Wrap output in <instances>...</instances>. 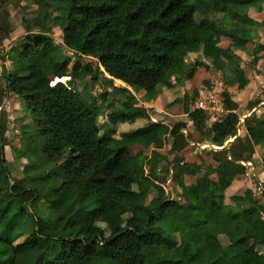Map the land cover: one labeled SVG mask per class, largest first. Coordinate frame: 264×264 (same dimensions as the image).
Instances as JSON below:
<instances>
[{
    "label": "trees",
    "instance_id": "trees-1",
    "mask_svg": "<svg viewBox=\"0 0 264 264\" xmlns=\"http://www.w3.org/2000/svg\"><path fill=\"white\" fill-rule=\"evenodd\" d=\"M256 1L264 0L2 1L0 13L12 8L14 14L7 29L0 27V44L20 24L25 33L7 51L12 67L0 80V106L7 95L26 102L32 119L22 134H28L29 143L41 140L43 161L54 168L40 174L50 181L49 187L13 174L1 109L0 264H264V188L256 192L260 182L255 176L250 181L254 188H231L249 168L236 162L238 138L227 142V148L212 149L216 189L211 186V170L199 176L196 163L186 161L182 153L191 141L223 146L237 129L253 145L264 144V116L253 123L252 113L238 125L239 105L223 92L228 113L209 126L206 138L200 132L197 139L193 136L200 124H206V113L190 110L171 126L146 121L107 142L99 135L96 111L68 84V60L55 59L63 46L96 60L95 66L87 62L81 68L93 79L118 80L131 89L143 88L149 96L160 84L172 88L189 79L190 54L223 57L236 70L235 50L246 49L251 29L264 28V20L248 14ZM41 10L50 15L46 32L35 29ZM214 28L228 37V47L214 41ZM55 31L60 32L61 43L54 40ZM193 62L195 67L206 66L198 59ZM43 79L53 83L38 102V82ZM238 84L242 87L246 80ZM127 87L126 112L121 115L131 123L136 118L128 119L127 112L134 96ZM261 101L253 99L247 106ZM148 138L152 144L148 154L114 149ZM167 143L172 159L158 170ZM184 176L192 177V182L182 194H196L199 211L188 220L170 215L169 209L178 204L175 198L140 188L148 178L164 184L170 177L174 182ZM41 199L45 205H40ZM77 213L85 218L75 219ZM46 224L56 227L57 233L48 234Z\"/></svg>",
    "mask_w": 264,
    "mask_h": 264
},
{
    "label": "rangeland",
    "instance_id": "rangeland-1",
    "mask_svg": "<svg viewBox=\"0 0 264 264\" xmlns=\"http://www.w3.org/2000/svg\"><path fill=\"white\" fill-rule=\"evenodd\" d=\"M2 1L3 0H0V4L2 3ZM30 9L33 8L31 7ZM13 14L14 9L12 8H10L9 11L3 10L0 13V27H2L4 30L7 29L9 18ZM49 17L50 15L46 10L40 11L35 27L37 32H46V22ZM20 26L21 24L16 27ZM23 30V27L21 29H18L17 31L15 30L11 34L14 35L15 38L11 40L10 36L8 40L9 42L5 43L8 44V46L17 45L18 43H20L22 36L25 33ZM211 33L214 41L218 45L224 48L228 47V37L219 35L217 33L216 28L211 29ZM60 36L61 34L59 31H55L53 33V38L58 43H61ZM257 41L259 42V40H256L255 44H249L247 46L248 48L245 51L240 52L238 50L236 52L237 58L235 59V61L238 63L239 68L237 70H235L234 68H230L225 58L213 56L202 59L206 66L203 65L195 67L193 65V61L195 59L197 60V58H194V56H192L193 58H188L187 60V63L191 65V79H189V81L187 82L186 87L183 84L174 85V87L172 88H167L164 85L160 84L156 87L154 93L149 96L146 94V91L143 88L129 89L131 91V94L134 95L136 99H139L140 96H142V98L146 101H151L156 96H160L161 103L164 101L162 97L163 94L161 93H163L165 89H168L166 92L172 94L169 95L174 98L177 97V99H179L180 101V104H173V109L170 110V112L168 113H166L163 108L159 110L160 112L155 113L152 109H149V111L147 112L141 107L136 106L134 107V109L130 110V112H127L128 119H130L131 117L141 118L135 120L133 123L128 122V120H123V117L121 115V112H126V106L124 102L127 100V96L125 95L126 93L124 88L127 86L120 84L114 80L112 81V83L103 82L101 77L93 79L88 73L81 71L83 64L87 62H90L93 66H95L97 63L95 59L86 57L84 55L76 54L63 46L61 47V50L59 54L55 57V59L59 61L68 60V84L74 90L78 91L80 95L85 98L88 101L89 105L96 111V121L99 126V135L102 136L107 142H112L115 138L119 137L120 133L130 131L139 126H142V124H144L146 121H160L171 126L174 122L185 119V112H187L188 109L191 108V103L189 99L192 100V98H195L200 90L219 89L222 93H228V87H230L232 89V93H239L240 87L238 86V83L241 79L246 80L247 78L245 77L250 78L254 82V96L253 98H250V100L256 98H259L260 100L264 99L262 94V87L264 85V46L260 48L257 47ZM261 41H263L261 43H263L264 45V40L262 39ZM14 54L15 51L12 50V57ZM1 55L2 54H0V57ZM7 56H9V54ZM9 62L10 65L7 66L8 69L5 70L4 68L1 71V75H5L7 71L11 69L12 61L9 60ZM234 71L237 72V74H234ZM255 74L257 76H255ZM52 83L53 82H50V80L48 79H43L38 82V102L42 94L46 91L47 87ZM229 95L231 98V94ZM139 100H141V98ZM250 100L244 102V107L246 109L248 108L247 104ZM1 109H4L3 112L5 114L3 116L7 128V145L5 146L6 158L10 162L9 166L10 168H12L13 174L18 178L27 176L30 183H36L39 186H44V184L47 185V187L51 186L52 184L50 183V181H48L47 178L41 177L40 175L41 173H46V171L50 170L51 168H54V164L52 162L43 161V156L39 148L41 146V140L32 141L31 143H29L28 139L30 138L27 137L28 134L27 136L22 134V128L24 127V125L28 124V122L32 119L26 102L21 98L7 95L5 97V102L0 106V111ZM241 114L242 111H240V115ZM258 115L263 117L264 109L263 112H259ZM260 116L258 118L256 117L253 120V123H256V120H261ZM189 128L192 130V125H190ZM196 130L197 131H195L193 134L194 137L199 136L200 133L202 134L203 138H206L207 135H209V126L207 124H200ZM30 132L32 134V129H30ZM198 132L200 133L197 135ZM247 140L248 143L240 144L241 149H239L240 153L238 152L239 156L246 157L247 155H249L251 147L249 139ZM140 142H142V144L126 146L123 145L119 147L117 146L114 147V149L118 152L122 151L130 155L148 154L151 150L150 148L152 147L150 138L141 140ZM206 144L211 143L207 141H199L197 143L196 141H191L188 146L189 148L184 151V159L189 162H196L197 166L199 167V174L200 172L204 171V168H207L206 164L208 161L213 163L212 153L214 150L212 149L215 148L207 146ZM169 149L170 144L167 143L161 150V153L165 155V159L159 164V168H161L163 165H166L167 162L172 159V154L168 153ZM197 156H201L202 159H198ZM25 166H29L26 171H24ZM238 171L240 170L238 169ZM216 179L217 174H212L211 183L213 189L216 188ZM169 181L170 179H168L167 182L164 184H159L155 182L152 178H148L140 185V188L143 191H148L151 188H154L157 189L159 193L164 197L175 198L178 201L177 206L169 209V213L173 218L188 220L199 216V211L196 207V194H188L185 197L182 194L183 189L189 185V179L177 178V182L173 184ZM263 188L264 181L260 182V184H257L255 189L256 192L260 194ZM172 191L174 195H172ZM263 198L264 197H262V199ZM39 203L40 205H45L46 201L41 199ZM74 218L77 220H83L85 218V215L84 213H77ZM45 231L48 234L54 235L57 233V228L50 224H46ZM222 242L224 244L226 243L224 237L222 238Z\"/></svg>",
    "mask_w": 264,
    "mask_h": 264
},
{
    "label": "crops",
    "instance_id": "crops-1",
    "mask_svg": "<svg viewBox=\"0 0 264 264\" xmlns=\"http://www.w3.org/2000/svg\"><path fill=\"white\" fill-rule=\"evenodd\" d=\"M258 14H257V13ZM248 14L250 15V17H252L254 20H257V21H263L264 20V1H256L250 8H249V10H248ZM22 27L20 26V27H16L15 28V30L17 31L18 29H21ZM15 30H13V32L15 31ZM24 31V30H23ZM12 32V33H13ZM11 33V34H12ZM10 34V36H11V40H13L15 37H14V35H11ZM250 35H251V41L246 45V49L248 48L247 46L249 45V44H255V41L256 40H259V42L256 44L257 45V47H262V46H264L263 45V43H261V42H263V41H261L262 39L264 40V28L263 29H260V28H253V29H251L250 30ZM10 36H9V38H10ZM9 38H7V39H5L4 41H3V43L2 44H0V54H2L1 55V57H0V80H2V77L4 76V75H1V71L5 68V70L6 69H8L7 68V66L8 65H10V62H9V59H8V56H7V51H8V49L10 48V47H12V46H14V45H10V46H8V44H6L5 42H9L8 40H9ZM229 43H230V40H229ZM15 44V43H14ZM229 45V44H228ZM245 49V50H246ZM244 50V51H245ZM238 50H235V53L237 52ZM240 51V50H239ZM240 52H243V51H240ZM237 54V53H236ZM4 56V57H3ZM192 56H194V58H197L198 60H201L202 61V59H203V57L201 56V54H190V56H188V58H193ZM200 56H201V58H200ZM188 58H187V60H188ZM230 68H232V67H230ZM237 69H239V68H237ZM236 69V70H237ZM235 72V71H234ZM189 79H191V73L189 72ZM234 74H237V72H235ZM255 76H257L256 74H255ZM259 77V76H258ZM245 78H247L246 79V84L244 85V86H242V87H238L239 89H240V91H239V93H232L231 92V88L230 87H228V93L229 94H231V98H232V100L233 101H236L237 103H238V105H239V108H240V110L242 111V114L241 115H243V114H245V118L246 117H249L250 116V114H252V113H255V116L256 117H259L260 115H258L259 114V112H263V109H264V101H261L259 104H257V105H255V106H252L251 108H245L244 106H245V103L244 102H247L248 100H250V98H253V96H254V93H253V90H254V82H253V80H251L250 78H248V77H245ZM257 78V77H256ZM189 79H187L186 81H185V83H184V85H185V87H186V84H187V82L189 81ZM231 86H233V85H231ZM128 89H131L130 87H127ZM168 89H165L164 90V92L163 93H161V94H163L162 95V97H163V102L161 103L160 102V100H161V97L160 96H156L153 100H151V101H146L145 99H143L142 98V96H140V98H141V100H139V99H136L135 98V96H134V100H133V107L132 108H130V110H132V109H134V107H136V106H139V107H141L142 109H144V110H146L147 112L149 111V109H152L155 113L156 112H160L159 110H161L162 108L165 110V112L166 113H168V112H170V110H172L173 109V104H180V101H179V99H177V97L176 98H174V97H172V96H170V95H172V94H170V93H167L166 91H167ZM170 94V95H169ZM234 94V95H233ZM160 95V94H159ZM189 101H190V103H191V106H192V100H190L189 99ZM251 101V100H250ZM4 102H5V100H4ZM248 105V104H247ZM156 106V107H155ZM190 106V107H191ZM158 107V108H157ZM130 110H129V112H130ZM191 110V108L190 109H188V111L187 112H185V116L188 114V112ZM246 111V112H245ZM240 115V116H241ZM131 118H133V117H131ZM130 118V119H131ZM137 119H141V118H139V117H136V119L135 120H137ZM135 120H133V122L135 121ZM257 122H259V120H256ZM133 122H131V123H133ZM256 122V123H257ZM164 123V122H163ZM166 124V123H165ZM241 124V123H240ZM239 124V125H240ZM239 130V129H238ZM241 132V130H239L238 131V133L236 134V136L234 137V138H230L228 141H226L225 143H224V145L223 146H215V145H213V144H206L207 146H211V147H214L215 149L214 150H220V149H222V148H224V147H226L227 146V142H231V141H233L236 137L238 138L237 140H236V142L238 143L237 145H238V147H239V149H241V146H240V144L242 143H248V140L246 139V137H245V135H243V131H242V135H240L239 136V133ZM199 134V132L197 133V135ZM199 136H197V137H194L195 139H197ZM197 143V142H196ZM138 144H142V142H139ZM138 144H135V145H138ZM250 152H249V155H247L246 157H244V156H238V159L236 160V162H238V163H240V164H242V165H244V166H246V167H248L249 166V168H248V171L246 172V174H244V175H239L238 176V178L237 179H235L234 181H233V185H232V187L231 188H233V186H234V189H236V188H238V187H240V186H242V185H252L251 183H250V181H251V178H252V176H255L256 178H257V180H258V183L259 182H261V180L262 181H264V144H259V145H253L251 142H250ZM187 148H189L188 146L183 150V156H184V151L187 149ZM227 148V147H226ZM150 149H152V147L150 148ZM151 151V150H150ZM240 151V150H239ZM242 151V150H241ZM233 152H235V151H233ZM240 153V152H239ZM238 153V154H239ZM134 155H137V154H134ZM198 157V159H202V157L201 156H197ZM187 161V160H186ZM189 162V161H188ZM204 162H205V160H204ZM192 163H196V162H192ZM197 165V164H196ZM204 165H205V163H204ZM210 166H212L211 164H210V161H208L207 162V164H206V169L204 168V171H202V172H200V174H199V172H198V175L200 176V175H203V173H206L207 171H209V170H211L210 169ZM198 167V166H197ZM158 169H160L159 167H158ZM198 170H199V167H198ZM171 171V170H170ZM248 172H250V174L248 173ZM212 174H216L213 170H211L210 171V182H211V175ZM241 176V177H240ZM186 178H188L189 179V183H191L192 182V177H190V176H184V177H180V179H186ZM170 179V181L169 182H171L172 184L173 183H176L177 181V179L176 180H174V182H172V179H171V177L169 178ZM179 179V178H178ZM211 186H212V183H211ZM252 187L254 188V185H252ZM213 188V187H212ZM216 189V188H215ZM234 189H232V190H234ZM172 193H173V191H172ZM172 195H174V193L172 194ZM262 201L264 202V198L262 199Z\"/></svg>",
    "mask_w": 264,
    "mask_h": 264
},
{
    "label": "built area",
    "instance_id": "built-area-1",
    "mask_svg": "<svg viewBox=\"0 0 264 264\" xmlns=\"http://www.w3.org/2000/svg\"><path fill=\"white\" fill-rule=\"evenodd\" d=\"M191 110H202L207 117L205 123L210 126L220 121L227 113L228 109L224 106L223 95L219 89H203L192 100ZM245 114L239 116V123L243 121ZM238 129L236 134L238 133ZM236 136V135H235Z\"/></svg>",
    "mask_w": 264,
    "mask_h": 264
},
{
    "label": "bare ground",
    "instance_id": "bare-ground-1",
    "mask_svg": "<svg viewBox=\"0 0 264 264\" xmlns=\"http://www.w3.org/2000/svg\"><path fill=\"white\" fill-rule=\"evenodd\" d=\"M116 82H118V83H120V84H123V85H125L124 83H122L121 81H118V80H115Z\"/></svg>",
    "mask_w": 264,
    "mask_h": 264
},
{
    "label": "water",
    "instance_id": "water-1",
    "mask_svg": "<svg viewBox=\"0 0 264 264\" xmlns=\"http://www.w3.org/2000/svg\"><path fill=\"white\" fill-rule=\"evenodd\" d=\"M59 82H63V81H60V80H58Z\"/></svg>",
    "mask_w": 264,
    "mask_h": 264
}]
</instances>
